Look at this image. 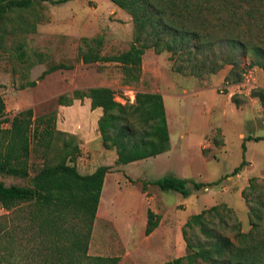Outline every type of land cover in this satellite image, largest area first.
<instances>
[{"label": "rangeland", "instance_id": "374dc122", "mask_svg": "<svg viewBox=\"0 0 264 264\" xmlns=\"http://www.w3.org/2000/svg\"><path fill=\"white\" fill-rule=\"evenodd\" d=\"M2 26L0 95L6 116L11 118L29 107L34 117L53 111L55 128L75 136L79 146L76 165L82 173L102 164L116 166V153L105 149L99 140L97 120L101 110L91 109L86 97L72 99L69 105L58 104L59 95L71 99L75 89L108 85L115 91V100L123 104L134 103L137 91L159 92L163 97L171 136L169 148L155 157L125 165V170L105 181L89 241L90 255L118 257L117 264H160L183 256L184 223L192 214L219 203L234 210L242 231L249 229L248 207L241 191L252 176L264 183V105L253 95L255 88H264V70L246 67L249 56L240 62V67H245L242 79L228 84L225 75L230 65L214 74L184 75L173 69L169 52L156 54L147 49L142 56L140 79L125 84L119 64H84L78 51L83 46L82 37L96 35H103L102 54L129 48L133 39L131 17L110 0H68L59 4L34 0L28 8L9 12ZM60 63L68 68L40 77L49 66ZM33 81L35 84H31ZM133 97L134 101L129 102ZM248 136V164L238 175H230L242 160L241 145ZM256 136L263 139L254 141ZM29 161L33 175L42 160L33 152ZM123 172L131 176L127 177L129 182L125 176L120 179ZM169 174L200 182L222 179L187 196L161 190L150 182ZM0 180L6 184L29 183L28 179L13 176ZM148 209L156 210L162 218L153 235L144 232ZM5 213L0 206V216ZM11 216L14 220L9 224L17 223L18 217L14 213ZM185 230L193 243L204 240L197 227ZM225 231L232 237V230ZM25 245V236L14 231V254H23ZM182 264L187 263L184 260Z\"/></svg>", "mask_w": 264, "mask_h": 264}, {"label": "trees", "instance_id": "16d2710c", "mask_svg": "<svg viewBox=\"0 0 264 264\" xmlns=\"http://www.w3.org/2000/svg\"><path fill=\"white\" fill-rule=\"evenodd\" d=\"M48 1L59 4L68 0ZM110 1L131 17L133 39L129 48L102 54L103 35H96L82 37L84 48L79 46L78 51L84 64H119L125 84L140 79L142 56L147 49L156 54L169 52L173 69L184 75L214 74L230 65L225 75L228 84L242 79L245 67H240V62L244 57L249 56L246 67L264 70V0ZM33 4L34 0H0V32L4 33L2 24L9 12ZM59 68L68 67L62 63L51 65L40 77ZM114 94L110 87L92 86L73 90L71 99L59 95L57 103L69 105L72 99L86 97L91 109H101L97 120L99 140L105 149L115 150L116 166L166 151L169 131L162 95L137 91L134 103L122 104ZM253 95L264 105L263 87L255 88ZM54 122L53 111L34 117L30 107L9 118L0 95V177L29 181L20 185L0 180V206L6 211L0 216V264H117L118 257L88 253L104 178L112 167L102 164L92 172H80L74 134L56 129ZM249 139H243L242 160L230 175L247 166L245 140ZM33 152L42 162L31 175L29 158ZM221 179L204 183L169 174L150 182L161 190L187 196ZM241 195L248 207L247 231H242L234 210L226 203L212 205L192 214L184 223L185 255L160 264H182L184 260L187 264H264V183L250 177ZM12 213L18 217L17 223L9 224L14 220ZM158 223L159 215L148 209L145 234H150ZM185 227H197L204 240L193 243ZM225 230H232V237ZM14 231L25 236L26 245L20 255L14 254ZM26 246L28 251L24 253Z\"/></svg>", "mask_w": 264, "mask_h": 264}, {"label": "crops", "instance_id": "0c3cea01", "mask_svg": "<svg viewBox=\"0 0 264 264\" xmlns=\"http://www.w3.org/2000/svg\"><path fill=\"white\" fill-rule=\"evenodd\" d=\"M104 86H107V87H110V86H108V85H104ZM111 88V87H110ZM88 104L90 105V99L88 100ZM96 110H98V111H100L101 109L100 108H95ZM180 136L181 137H183V133L182 134H180ZM204 137H205V135L203 134V136H202V138H201V140H200V142H199V146H201L202 145V142H203V140H204ZM171 136L169 135V142L171 143ZM170 150H171V146H170ZM170 150H168V151H170ZM201 154H202V150H201ZM203 155V154H202ZM157 156V155H156ZM204 156V155H203ZM152 157H155V156H152ZM205 158H206V156H204ZM149 158V157H148ZM145 159V158H144ZM207 159V158H206ZM137 161H139V160H137ZM135 162V161H134ZM130 163H132V162H130ZM127 164H129V163H127ZM127 164H124V165H118V166H114V167H112V169L109 171V172H107L106 173V175H105V178H104V183H103V185H105V181L109 178V177H111V176H114V174H116V173H121V171L124 169L125 170V168H124V166L125 165H127ZM94 170V169H93ZM92 170V171H93ZM92 171H90V172H92ZM239 174V173H238ZM238 174H236V175H238ZM123 176H125V181L126 182H129V179L127 178V177H130L131 178V176L130 175H127L125 172H123L122 173V175H121V177H120V179H123ZM210 182H212V181H210ZM204 183H209V181H207V182H204ZM214 185V184H213ZM207 187V186H206ZM103 189V188H102ZM145 193H147L146 191H145ZM149 193V192H148ZM151 198V196H148L147 197V199L149 200ZM99 203H100V201H99ZM98 208H99V204H98ZM98 208H97V212H98ZM152 211H154L155 213H158L156 210H152ZM97 212H96V214H97ZM161 219L162 218H160L159 219V223H158V225L156 226V228L152 231V235L153 234H156V232H157V229H158V227L160 226V222H161ZM183 243V240L181 239V244ZM167 244H168V246H170V244H169V242H167ZM184 244V243H183ZM184 246V245H183ZM170 249L172 250L173 249V247H171L170 246Z\"/></svg>", "mask_w": 264, "mask_h": 264}, {"label": "built area", "instance_id": "2783aa9c", "mask_svg": "<svg viewBox=\"0 0 264 264\" xmlns=\"http://www.w3.org/2000/svg\"><path fill=\"white\" fill-rule=\"evenodd\" d=\"M130 98H132L131 96H130ZM114 99H115V96H114ZM117 101V100H116ZM129 101V100H128ZM134 101V97H133V100H131L130 99V101L129 102H133ZM119 102V101H118ZM121 103V102H120ZM123 104V103H122Z\"/></svg>", "mask_w": 264, "mask_h": 264}]
</instances>
